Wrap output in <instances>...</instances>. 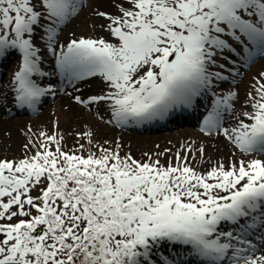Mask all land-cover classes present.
<instances>
[{"label": "snow or ice", "instance_id": "snow-or-ice-1", "mask_svg": "<svg viewBox=\"0 0 264 264\" xmlns=\"http://www.w3.org/2000/svg\"><path fill=\"white\" fill-rule=\"evenodd\" d=\"M105 2L0 0V113L64 95L123 130L195 116L240 156L41 129L0 159V264H264V71L238 91L264 58V0ZM86 7L107 38L61 39Z\"/></svg>", "mask_w": 264, "mask_h": 264}, {"label": "rangeland", "instance_id": "rangeland-1", "mask_svg": "<svg viewBox=\"0 0 264 264\" xmlns=\"http://www.w3.org/2000/svg\"><path fill=\"white\" fill-rule=\"evenodd\" d=\"M100 4L101 9L107 7L105 0H90V4ZM112 11V9H108ZM103 23L96 18L90 7L74 19L62 33L61 39L67 40L71 34L75 36H104L107 38V33L103 31L99 25ZM261 71H264V58L259 59L247 73V76L241 81L238 88L241 102L245 98L246 92L249 90V85L252 83V77L256 76ZM93 90H98V85L93 83ZM89 89H84V95L89 94ZM240 105L237 104V108ZM0 124V159L15 160L23 158L24 145L29 142V139H35V134L41 129L49 133L58 125L59 132L65 134V143L68 148L76 147L74 133L84 130V126L91 124L93 127L99 128V137L116 139L120 138L125 145H130V151L134 157L139 158L144 152H151L155 149V145L159 144L161 148L165 146H178L179 143L185 140H203L207 146V155L212 157L213 161L224 158L225 161L232 157V152H236L239 157L240 153L233 148V146L226 141L222 136L209 138L199 131L185 130L171 135H133L130 132L120 131L116 128L98 124L95 114L89 112L87 108L76 105L74 101L68 97L61 95L54 103H51L43 109L38 116L34 118L8 117L4 116ZM87 143L86 140L81 141ZM5 143V144H4ZM125 150H129L126 148ZM264 158V157H260ZM199 164V161L194 162Z\"/></svg>", "mask_w": 264, "mask_h": 264}, {"label": "bare ground", "instance_id": "bare-ground-1", "mask_svg": "<svg viewBox=\"0 0 264 264\" xmlns=\"http://www.w3.org/2000/svg\"><path fill=\"white\" fill-rule=\"evenodd\" d=\"M2 122H1V119H0V124H1ZM5 144V143H4Z\"/></svg>", "mask_w": 264, "mask_h": 264}]
</instances>
